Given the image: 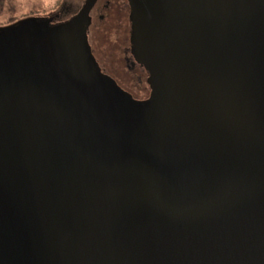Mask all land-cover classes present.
<instances>
[{"label":"water","instance_id":"1","mask_svg":"<svg viewBox=\"0 0 264 264\" xmlns=\"http://www.w3.org/2000/svg\"><path fill=\"white\" fill-rule=\"evenodd\" d=\"M96 1L0 26V264H264V0H128L146 100Z\"/></svg>","mask_w":264,"mask_h":264},{"label":"rangeland","instance_id":"2","mask_svg":"<svg viewBox=\"0 0 264 264\" xmlns=\"http://www.w3.org/2000/svg\"><path fill=\"white\" fill-rule=\"evenodd\" d=\"M109 1L101 13V18L95 14V11L93 12V18L88 27L90 30L88 42L98 66L116 84V81L125 82L123 52L125 47L123 46H127L130 24L129 20L126 24L122 9L119 7L120 0ZM82 2L83 0H0V26L6 25L13 19L28 17L41 19L55 16L54 22L63 21L62 18L73 15ZM93 30H96L97 37ZM115 59L118 60V65ZM133 85L130 82L128 86L140 98V90Z\"/></svg>","mask_w":264,"mask_h":264},{"label":"flooded vegetation","instance_id":"3","mask_svg":"<svg viewBox=\"0 0 264 264\" xmlns=\"http://www.w3.org/2000/svg\"><path fill=\"white\" fill-rule=\"evenodd\" d=\"M109 0H97L95 5L93 6L92 10L90 11V16H91V21L93 18V12L95 11V14L98 15V17L101 18V13L102 11L107 7V4H109ZM119 7H121L122 9V13L124 15V19L126 20V24L128 23L129 20V4H128V0H120V5ZM91 24V23H90ZM130 24V22H129ZM128 27V25H127ZM130 30V27H128ZM90 35V30L88 29V38ZM127 46H123L125 47V51L124 52V71H125V82H118L116 80V84L124 91H126L127 93L131 94L132 97L134 99H138V100H146L147 98L149 99L151 96V91L150 88L148 87L147 84V77H148V73L146 71V69L144 68V66L142 64H140L138 61H136V59L134 58V56L131 53V47H130V41L129 39H127ZM127 47V48H126ZM101 69V68H100ZM134 84L133 86L140 90L141 95L139 96L140 98H138V96H136L132 90L129 88V83Z\"/></svg>","mask_w":264,"mask_h":264},{"label":"trees","instance_id":"4","mask_svg":"<svg viewBox=\"0 0 264 264\" xmlns=\"http://www.w3.org/2000/svg\"><path fill=\"white\" fill-rule=\"evenodd\" d=\"M71 16V15H70ZM70 16H67V17H65V18H62V20H65V19H67V18H69ZM55 18V17H54ZM17 21V19H13V20H10V21H8V23L6 24V25H4V26H8V25H11V24H13V23H15ZM93 29H94V27H93ZM93 32H94V34L96 33V30H93ZM97 35L98 34H95V36L97 37ZM112 57V56H111ZM116 60V62H117V65H118V60L117 59H115ZM124 74H125V71H124ZM126 76V75H125ZM117 85V84H116ZM118 86V85H117ZM119 87V86H118ZM120 88V87H119ZM121 89V88H120ZM122 90V89H121ZM123 92H125V93H127L126 91H124V90H122ZM127 94H129V93H127ZM131 97H132V95L131 94H129Z\"/></svg>","mask_w":264,"mask_h":264}]
</instances>
